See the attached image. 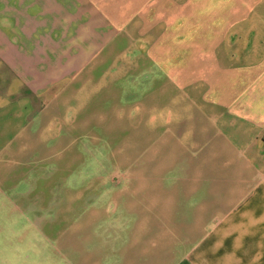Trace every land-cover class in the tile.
<instances>
[{"label": "crops", "instance_id": "1", "mask_svg": "<svg viewBox=\"0 0 264 264\" xmlns=\"http://www.w3.org/2000/svg\"><path fill=\"white\" fill-rule=\"evenodd\" d=\"M260 61L264 0H0V194L45 173L36 166L83 126L69 113L123 109L118 99L136 94L138 109H167L151 120L183 131L187 149L155 174L145 159L124 165L113 175L123 201L64 205L59 251L42 264H264ZM218 84L209 107L201 99ZM216 107L218 127L201 111ZM18 238L0 232V264H37Z\"/></svg>", "mask_w": 264, "mask_h": 264}, {"label": "rangeland", "instance_id": "2", "mask_svg": "<svg viewBox=\"0 0 264 264\" xmlns=\"http://www.w3.org/2000/svg\"><path fill=\"white\" fill-rule=\"evenodd\" d=\"M231 67L234 68L233 65ZM109 68L110 65L105 64L100 67L99 72L107 74ZM252 69L258 77H262L264 61H260L258 66ZM123 72L121 66L118 73ZM204 95L201 99L204 103L209 107L216 106L221 97L220 85L210 87ZM118 100L121 101L123 109H107V105L100 109H83L78 119H75L74 113H69L67 119L71 126L74 127L76 121L83 122V126L78 130L69 129L66 135L69 144L59 148L58 154H55L50 162L36 166L37 171L38 168H45V173L35 179L32 177L33 172L25 171L31 174V177H27L31 184L20 188L16 186L19 182L24 184V179L7 180L5 183L4 194H0V203L4 205V209H0V219L3 220L0 223V232L19 237L21 250L35 252L37 264H42V256L46 252L59 251L56 237L61 227V212L62 217L65 216V211H62L64 205L78 202L86 208V205L96 202L108 204L123 201L126 186L124 178L113 175L118 174L121 169L125 170L124 165L130 164L133 170H136L140 167L141 159H145L148 161L150 172L155 174L157 168L169 169L174 162L178 163L181 155L187 151L179 145L183 131L168 127L161 129L157 120H151L153 116L159 117L161 112L167 109H138L142 102L138 94L127 99L128 102L125 98ZM167 104L164 99L158 106L164 107ZM201 111L208 112L209 122L215 127L219 126L215 116L219 117L221 114L220 108ZM222 117L225 118L226 115L222 114ZM55 118L62 121L65 117L63 114H55ZM187 132L188 130L184 131ZM162 133L164 136H159ZM158 139H162L163 146ZM75 154L81 158L72 161ZM124 157L131 158L132 161H123ZM32 179L36 180L35 185L32 184ZM13 181L14 184L10 183ZM171 196L172 194H165V197L170 199ZM8 201L15 204L9 206ZM16 204L24 209H11ZM70 212L76 214L74 209ZM80 212L81 209L78 213ZM58 260L57 258V262Z\"/></svg>", "mask_w": 264, "mask_h": 264}]
</instances>
